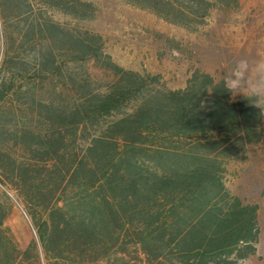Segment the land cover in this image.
Here are the masks:
<instances>
[{
	"label": "trees",
	"instance_id": "16d2710c",
	"mask_svg": "<svg viewBox=\"0 0 264 264\" xmlns=\"http://www.w3.org/2000/svg\"><path fill=\"white\" fill-rule=\"evenodd\" d=\"M190 31L240 0H124ZM88 0H0V184L35 237L5 226L0 264H239L255 256L258 207L227 166L264 141L263 116L196 70L183 89L118 64L83 25ZM61 18V19H60Z\"/></svg>",
	"mask_w": 264,
	"mask_h": 264
},
{
	"label": "rangeland",
	"instance_id": "374dc122",
	"mask_svg": "<svg viewBox=\"0 0 264 264\" xmlns=\"http://www.w3.org/2000/svg\"><path fill=\"white\" fill-rule=\"evenodd\" d=\"M88 1L99 11L83 25L104 36L113 59L127 69L161 75L173 90L185 88L196 70L223 81V73L236 60L255 59L264 53V0H240L237 10L215 9L195 31L124 0ZM243 153L228 164L225 182L232 194L257 205L260 238L256 255L239 264H264V141L248 144ZM5 196L12 202L5 226L24 250L35 237V229L15 194L0 184V199Z\"/></svg>",
	"mask_w": 264,
	"mask_h": 264
},
{
	"label": "clouds",
	"instance_id": "9594fccd",
	"mask_svg": "<svg viewBox=\"0 0 264 264\" xmlns=\"http://www.w3.org/2000/svg\"><path fill=\"white\" fill-rule=\"evenodd\" d=\"M224 88L235 96H243L264 116V53L255 59L240 58L223 73Z\"/></svg>",
	"mask_w": 264,
	"mask_h": 264
}]
</instances>
